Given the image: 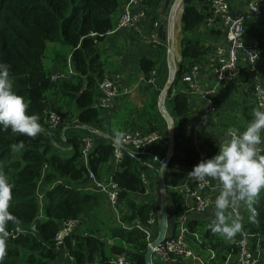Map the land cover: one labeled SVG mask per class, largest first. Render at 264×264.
Masks as SVG:
<instances>
[{"label":"trees","instance_id":"1","mask_svg":"<svg viewBox=\"0 0 264 264\" xmlns=\"http://www.w3.org/2000/svg\"><path fill=\"white\" fill-rule=\"evenodd\" d=\"M120 1L0 0V63L10 66L13 90L24 97L28 114H37L42 126V132L36 137L11 129L0 130V173L6 174L14 185L9 211L21 222L8 226L7 255L3 264H59L60 259L65 264V252L73 257L74 264H116L115 255H124L129 264H145L147 244L138 225L145 224L149 213L157 208L150 203L137 205L132 199V193L146 191L139 158L125 151L114 170L112 147L108 142L93 141L87 153V168L96 178L106 181L111 176L118 187V204L125 202L127 211L117 214L103 193L87 189L88 170L82 164L83 138L64 136L66 115L59 109L54 108L64 121L55 128L50 127L46 115L50 110L47 94L54 82L44 68L43 57L47 43L57 42L71 48L70 62L76 74L74 80L64 82L60 89L62 103L75 109L70 117H75L77 126H99L100 111L96 102L101 93L98 84L105 76L101 43L114 28L112 15ZM206 1L183 0L180 59L167 93L175 120L174 147L168 166L173 180L180 170H192L198 159L193 131L200 116L192 111L188 95L177 86L182 75L209 51L203 36L197 33L207 14ZM150 2L157 6L160 0ZM260 2L262 14L245 22L259 18L264 25V0ZM207 33L224 37L215 28L207 29ZM254 39L259 40L263 48L261 59L264 39ZM156 63L157 60L150 57L140 60L145 80L151 77ZM258 63L255 68L264 77V66L259 67ZM21 142L23 147L18 146ZM209 149L206 151L211 157L215 150ZM41 181L45 187L39 198ZM254 209L255 212L249 208L243 229L260 237L261 264H264V192ZM175 213L179 218L185 215L181 207H177ZM68 219H78L80 224L64 238L63 247L58 250L55 236ZM212 222L205 224L190 219L186 227L190 233H196L200 226L205 227L204 245L217 252L227 238L211 231ZM32 225L35 230H31ZM225 252L233 253L234 248L227 246ZM219 253L212 264H219L224 258V252Z\"/></svg>","mask_w":264,"mask_h":264},{"label":"crops","instance_id":"2","mask_svg":"<svg viewBox=\"0 0 264 264\" xmlns=\"http://www.w3.org/2000/svg\"><path fill=\"white\" fill-rule=\"evenodd\" d=\"M152 0H147V14L136 28L118 29L105 35L101 43L102 56L104 57V73L105 75L118 74L121 79L119 94L114 101V107L108 111L99 108L100 124L97 128L87 127L82 128L75 123V117L72 113V106L63 104L60 98V89L64 82L75 79V72L71 65V50L65 53L66 57L60 63L52 61L50 71L46 70L50 76L56 73H61L64 78H60L54 82L53 88L48 91V106L50 109H59L63 112L71 122L63 129L65 137L80 135L82 138L90 137L93 141L108 142L112 138L121 137L125 134L146 136L153 132L157 140L142 147L143 152L133 150L140 160V171L145 178L144 185L146 191L144 193H132V199L141 205L150 203L152 206H158V178L162 175L165 191L167 195V206L169 212V231L173 232L179 227V222L184 220L187 223L190 219H198L205 224H210L214 219V204H210L202 211L195 208L192 199V192L196 190L195 178L189 175L190 169L180 170L176 180L170 176V171L161 170L162 165L158 160H153V156L167 157L171 150V136L175 129V120L171 111V99L165 95L163 103L161 97L164 95V89L167 81L170 78V62L169 50L174 56V42L178 32H180L178 54L175 61L180 59V39H181V4L179 2L175 9L174 16L170 12L171 27L166 31H162L160 27L163 23V14L161 13V2L157 6L151 4ZM232 15L243 13L250 0H227ZM126 0H121L117 10L112 15V22L115 26ZM263 5V4H262ZM160 20L159 26L156 29V35L153 38L151 35V24L154 20ZM167 19H165L167 21ZM153 20V21H152ZM202 25L198 28L197 33L203 36V41L206 46H209V51L201 59L200 62L208 61L214 58L213 48L224 44V37L210 36L207 29ZM264 25L259 22V18H252L245 22V36L247 40H253L254 37L264 39ZM172 41L171 47L168 43ZM143 57H150L157 60L154 68V78L151 81L145 80L140 70V60ZM58 59V58H57ZM56 59V60H57ZM264 66V53L258 65ZM243 73L236 81L231 83H216L212 75H203L201 79L202 89L214 90V102L216 105L215 112L208 116H203L204 103L200 98L199 90L189 91L187 85L178 83L177 89L185 92L190 101L191 109L201 117L199 124L193 131L195 140V148L202 150L210 149L209 144L216 151L219 150L222 142L232 133L235 135L241 134L246 130L248 122L253 118L254 110L258 109L254 105L253 97V69L251 66L243 63ZM264 70V69H263ZM99 101V99H98ZM96 102V105L98 104ZM162 107L172 119V123L164 115ZM264 110V109H259ZM75 112V109H74ZM204 118V120H202ZM95 130L96 132H94ZM209 143V144H208ZM197 145V146H196ZM264 147V144L261 145ZM115 170V169H114ZM162 171V172H161ZM113 172V171H112ZM110 176L106 181H112ZM212 185H217V182L211 180ZM45 185L40 182L38 197H41V192ZM40 192V193H39ZM263 193V192H262ZM202 195L206 198L212 197V190L203 189ZM116 212L124 213L127 210L125 202H119ZM238 211L243 221L246 219L249 208L245 205L238 204ZM181 207L185 215L182 218L176 216V208ZM120 208V209H119ZM229 212L230 209H229ZM205 227L200 226V230L196 233L187 231L186 238L190 243L194 255L191 258L183 259L179 264H212L214 259H218L224 252V258L219 261V264H234V253L225 252L230 239H227L219 251H212L204 245ZM237 236V235H236ZM109 243L110 240L108 241ZM59 264H62L60 259ZM153 264H166L157 255H153Z\"/></svg>","mask_w":264,"mask_h":264},{"label":"built area","instance_id":"3","mask_svg":"<svg viewBox=\"0 0 264 264\" xmlns=\"http://www.w3.org/2000/svg\"><path fill=\"white\" fill-rule=\"evenodd\" d=\"M176 1V0H175ZM174 1V3H175ZM146 0H126L122 13L120 14L114 28L111 32L118 29L136 28L138 23L146 17L147 4ZM181 13L183 9V0H181ZM173 3V5H174ZM206 17L203 26L206 29L215 28L224 35V44L214 47V58L204 62L194 64L190 70L182 75L181 83L187 85L189 91L199 90L200 98L204 103L203 116L215 112L216 105L214 102V90L202 89L201 79L203 75H212L216 83H231L236 81L242 75L243 63L248 64L253 69V97L254 105L258 109H264V77L261 72L255 68L258 63L263 48L257 39L247 40L245 36V19L262 14V3L260 0H250L246 10L237 15H232L230 5L227 0H207ZM173 11V6L171 7ZM160 20L153 21L151 35L154 38L156 29L159 26ZM155 72H152L148 81L154 78ZM64 78L61 73H56L50 76V80ZM121 79L118 74L105 75L99 82L98 88L101 97L98 101V107L112 110L114 101L119 94ZM47 122L50 127L55 128L64 121L63 116L55 110H47ZM96 132L95 130H93ZM235 135V134H233ZM157 140L156 135L151 132L146 136L125 134L121 137L112 138L108 143L112 147V165L113 169L122 160L125 151L133 153V150L143 152L142 147ZM83 159L82 164L87 168V153L92 145L93 140L90 137L83 138ZM197 146V145H196ZM262 147V146H261ZM198 153L197 164L204 159L210 158L208 151L196 147ZM153 160H158L161 164L167 163V157L158 158L153 156ZM88 183L87 189L90 191L101 192L108 199V202L114 210L118 204V187L114 181L98 180L95 174L88 168ZM143 177V175H142ZM143 180L145 178L143 177ZM196 190L192 192V199L195 208L198 211L204 210L210 204L215 205L216 196L219 194L218 185H212L210 178L205 181L195 179ZM203 189L212 190V197L206 198L202 195ZM231 213L239 214L238 206L235 209L230 208ZM118 214V212H116ZM240 215V214H239ZM78 219H68L63 223L61 229L55 236V243L58 250L63 247L64 238L78 226ZM158 224L157 211L152 210L149 213L145 224L138 225L143 234V238L149 245L156 237L155 229ZM179 227L165 236L163 241L153 248V254L157 255L163 262L167 264H179L181 260L191 258L194 253L186 238L187 227L184 220L179 222ZM31 230H35V225L31 226ZM228 246L234 248L235 261L234 264H261V239L255 234L248 233L242 229L241 233L230 239ZM65 264H74L73 257L65 252L63 255ZM113 262L116 264H129L124 255H115Z\"/></svg>","mask_w":264,"mask_h":264},{"label":"clouds","instance_id":"4","mask_svg":"<svg viewBox=\"0 0 264 264\" xmlns=\"http://www.w3.org/2000/svg\"><path fill=\"white\" fill-rule=\"evenodd\" d=\"M204 120V118H202ZM36 137L42 132L37 114H28V104L13 90L10 66L0 63V130ZM264 110L256 109L246 130L229 135L210 158L201 160L189 172L198 181L210 178L217 182L219 194L215 199L214 217L210 225L213 233L227 239L234 238L243 229V217L229 209L243 204L255 212L254 205L264 192ZM19 147H23L21 142ZM14 185L0 173V264L7 255L10 223L20 220L10 211Z\"/></svg>","mask_w":264,"mask_h":264},{"label":"water","instance_id":"5","mask_svg":"<svg viewBox=\"0 0 264 264\" xmlns=\"http://www.w3.org/2000/svg\"><path fill=\"white\" fill-rule=\"evenodd\" d=\"M174 1L175 0H163L161 2L160 8H161V13L163 14V17H164L162 26L160 27V29H162V31H166V30L170 29V27H171V20L170 19L168 20L167 18H170L171 7L173 6ZM165 19H167V21ZM168 45H169V47H171L172 41H169ZM168 56H169V62H170V78L165 85L164 95H162V97H161V103H163L165 95L168 93V90L172 85V82L175 78V73L177 71L178 61H175V59L171 53V50H169ZM162 110H164L163 107H162ZM163 113L168 118V121L170 123H172V119L168 115L166 110H164ZM233 134L234 133H232L231 135H233ZM173 147H174V134L172 133L171 150H170L169 155L167 156V163L163 164L161 167L162 171L166 170L169 166V161H170L172 153H173ZM158 183H159L158 184V186H159L158 187V196H159L158 226H157L156 231H155L156 232L155 239L149 245H147V248L145 250V253H144L145 264H153L152 263L153 248L158 246L163 241L165 236L171 232V231H169V228H170L169 222L170 221H169V212H168V206H167V197H166L167 195H166L164 181H163L161 174L159 175Z\"/></svg>","mask_w":264,"mask_h":264},{"label":"rangeland","instance_id":"6","mask_svg":"<svg viewBox=\"0 0 264 264\" xmlns=\"http://www.w3.org/2000/svg\"><path fill=\"white\" fill-rule=\"evenodd\" d=\"M179 38H180V32H178L177 37L175 38V42H174L175 48H174V56L173 57H175V58L178 57L177 54H178ZM70 50H71V48L69 46H66V45H63V44H60L57 42H48L46 45V50H45L44 57H43V64H44L45 70L50 71L49 67L52 64L53 60L56 61L57 63H59V62L61 63L63 61V59L66 57V55H64V54ZM102 59L104 60L103 56H102ZM71 108H72V112L74 113V108L73 107H71ZM99 111H101V110H99ZM198 119L200 121L201 117H198ZM70 122H71V120H68L64 124L68 125ZM198 124H199V122H198ZM211 145L212 144H209L210 147H208V148H211L212 147ZM112 209H113V207H112ZM157 209H158V206H157ZM242 223H243V221H242ZM153 255H155V254L152 253V259H153Z\"/></svg>","mask_w":264,"mask_h":264},{"label":"bare ground","instance_id":"7","mask_svg":"<svg viewBox=\"0 0 264 264\" xmlns=\"http://www.w3.org/2000/svg\"><path fill=\"white\" fill-rule=\"evenodd\" d=\"M179 2H181V0H176L175 3H174V5H173V12H172V14H171L172 17L174 16L175 9H176L177 4H178Z\"/></svg>","mask_w":264,"mask_h":264}]
</instances>
